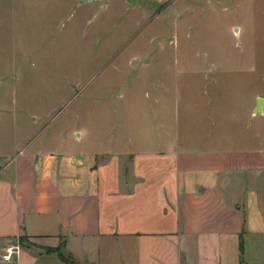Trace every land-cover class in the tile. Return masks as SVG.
I'll use <instances>...</instances> for the list:
<instances>
[{"label":"crops","instance_id":"crops-1","mask_svg":"<svg viewBox=\"0 0 264 264\" xmlns=\"http://www.w3.org/2000/svg\"><path fill=\"white\" fill-rule=\"evenodd\" d=\"M249 59L238 79L184 63L155 86L158 123L97 146L81 129L32 143L0 82V264H68L44 251L60 245L73 264H264V57ZM22 236L33 247L2 260Z\"/></svg>","mask_w":264,"mask_h":264},{"label":"rangeland","instance_id":"rangeland-1","mask_svg":"<svg viewBox=\"0 0 264 264\" xmlns=\"http://www.w3.org/2000/svg\"><path fill=\"white\" fill-rule=\"evenodd\" d=\"M263 52L264 0H0V82L14 80L19 121L44 149L51 130L94 146L125 123L141 131L159 122L156 84L185 78L184 63L238 79L232 67Z\"/></svg>","mask_w":264,"mask_h":264},{"label":"trees","instance_id":"trees-1","mask_svg":"<svg viewBox=\"0 0 264 264\" xmlns=\"http://www.w3.org/2000/svg\"><path fill=\"white\" fill-rule=\"evenodd\" d=\"M18 244H19V247L20 248H32L33 245L28 241V238L26 236H22L18 239ZM44 251L49 254V253H53V254H56L57 257L63 261V262H66L68 264H73L72 260L70 257L68 256H65L62 252V245H60L59 247L55 248V249H50V248H47V249H44Z\"/></svg>","mask_w":264,"mask_h":264},{"label":"built area","instance_id":"built-area-1","mask_svg":"<svg viewBox=\"0 0 264 264\" xmlns=\"http://www.w3.org/2000/svg\"><path fill=\"white\" fill-rule=\"evenodd\" d=\"M19 251V245H13L10 246L8 249H6L5 254L1 256L2 260H10L14 255H17Z\"/></svg>","mask_w":264,"mask_h":264},{"label":"water","instance_id":"water-1","mask_svg":"<svg viewBox=\"0 0 264 264\" xmlns=\"http://www.w3.org/2000/svg\"><path fill=\"white\" fill-rule=\"evenodd\" d=\"M260 102H262V100L259 101V104H260ZM257 111H260V105H258Z\"/></svg>","mask_w":264,"mask_h":264}]
</instances>
